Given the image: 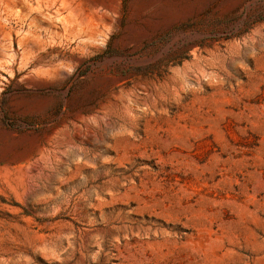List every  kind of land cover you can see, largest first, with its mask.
Here are the masks:
<instances>
[{
    "label": "rangeland",
    "instance_id": "1",
    "mask_svg": "<svg viewBox=\"0 0 264 264\" xmlns=\"http://www.w3.org/2000/svg\"><path fill=\"white\" fill-rule=\"evenodd\" d=\"M0 264H264V0H0Z\"/></svg>",
    "mask_w": 264,
    "mask_h": 264
},
{
    "label": "bare ground",
    "instance_id": "2",
    "mask_svg": "<svg viewBox=\"0 0 264 264\" xmlns=\"http://www.w3.org/2000/svg\"><path fill=\"white\" fill-rule=\"evenodd\" d=\"M76 11L81 17H85L86 16L85 10L83 8L76 7Z\"/></svg>",
    "mask_w": 264,
    "mask_h": 264
}]
</instances>
